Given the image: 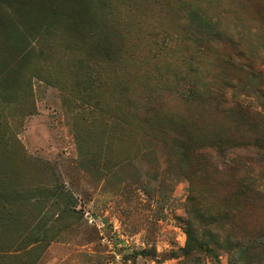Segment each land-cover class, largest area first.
<instances>
[{"label": "rangeland", "instance_id": "obj_1", "mask_svg": "<svg viewBox=\"0 0 264 264\" xmlns=\"http://www.w3.org/2000/svg\"><path fill=\"white\" fill-rule=\"evenodd\" d=\"M111 7L128 57L111 70L98 108L37 78L24 103L0 100V264H264V198L242 200L220 183L231 243L250 230L260 239L229 253L212 244L206 223L190 214L181 144L151 134L129 112L146 95L169 119L195 124L211 155L215 140L243 143L227 155L241 175L252 170L264 192V162L249 161L255 152L264 157V118L244 127L182 94L218 88L264 116V0H111ZM227 56L235 67L221 62ZM195 187L209 189L201 179ZM211 203L207 196L197 206L207 213ZM187 221L213 253L183 251Z\"/></svg>", "mask_w": 264, "mask_h": 264}, {"label": "trees", "instance_id": "obj_2", "mask_svg": "<svg viewBox=\"0 0 264 264\" xmlns=\"http://www.w3.org/2000/svg\"><path fill=\"white\" fill-rule=\"evenodd\" d=\"M125 35L123 23L111 7V0H0L1 102L7 106L24 103L30 94L31 79L37 78L69 90L98 108L111 70H116L128 57ZM236 58L245 59V56L238 52ZM221 62L236 66L233 61L231 63L230 56ZM107 72L108 76H105ZM182 94L186 100L202 102L221 120L235 119L244 127L264 118L247 100H233L218 88L205 92L191 86ZM129 112L132 121L148 122L147 131L151 134L173 138L181 144V171L189 182L190 214H196L206 223L212 244L228 253L239 246L253 247L260 239L259 232L253 230L231 243L226 230V195L216 192L220 183L229 182L237 198L253 203L264 198L256 174L251 170L249 176L241 175L237 161L227 155L233 146H246L230 139L215 140L210 144L215 154H209L203 142L195 137V124L185 125L169 119L161 102L150 101L146 95L131 102ZM184 126L189 128L182 129ZM261 155L253 153L249 161L264 162ZM198 179L205 180L209 189L197 191L195 183ZM207 196L212 203L205 213L197 203ZM187 225V245L183 251L203 248L213 253L214 249L207 240L194 237L190 221Z\"/></svg>", "mask_w": 264, "mask_h": 264}]
</instances>
